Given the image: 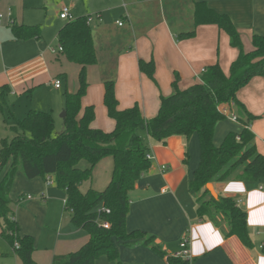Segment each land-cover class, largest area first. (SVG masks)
<instances>
[{"label":"crops","instance_id":"0c3cea01","mask_svg":"<svg viewBox=\"0 0 264 264\" xmlns=\"http://www.w3.org/2000/svg\"><path fill=\"white\" fill-rule=\"evenodd\" d=\"M196 1H206L218 12L229 14L242 34L246 50L252 49L253 34L264 35V0H122L120 6L112 5L113 0H110L104 10L111 14L106 17L111 21L105 22L99 14L98 25L93 30L98 62L88 66L89 86L82 99L83 109L89 105L95 107L92 127L112 131L116 125L104 104L107 80H115L120 109L138 103L144 116L151 118L158 113L161 96L173 93L176 75L179 76V87L185 89L201 82L202 70L217 62L229 73L239 51L231 46L229 35L217 25H200L194 37L178 38V34L195 28ZM10 6L0 13L3 15L0 20V86L9 85L13 94L29 93L34 86L50 79L51 85L61 90L63 84L56 87L58 79H54L64 75L68 81L70 71L75 74L78 70L79 74L80 66L69 61L63 52H53V46H47L40 38H16L10 23H25L26 14L18 12L19 5L17 13ZM71 13L77 18L72 10ZM85 15L89 14L80 16ZM120 20L122 25L118 23ZM5 44L7 53H4ZM141 59L154 60L156 81L140 70ZM238 97L250 112L261 116L249 125V129L255 134L258 151L264 154V78L255 77L239 91ZM30 109L54 114L53 109L44 107ZM228 121L221 128L219 123L216 126V145L229 132H239L244 126L231 118ZM240 124L241 129L236 127ZM151 154L152 165L131 194L126 227L129 232L142 230L154 234L167 255L162 256L140 242L127 245L117 241L122 264H171L168 256L181 250V242L187 236L193 254L190 264H264V180L231 178L225 182H212L217 195L234 197L248 212L254 244L248 248L239 237L226 238L212 222L201 221L198 217L199 201L189 192V182L201 156L197 134L188 140L174 135L166 143H152ZM163 166L167 169L163 170ZM15 183L21 187L19 197L10 196L15 200L20 235L34 237V258L38 264H52L55 255L75 251L89 240L88 232L70 221L65 211L66 193L54 182L48 184L43 177L28 179L18 171ZM223 227L227 228L226 225ZM10 247L5 253L10 258L5 260L6 264H22L14 248ZM96 264L116 262L103 256Z\"/></svg>","mask_w":264,"mask_h":264},{"label":"trees","instance_id":"16d2710c","mask_svg":"<svg viewBox=\"0 0 264 264\" xmlns=\"http://www.w3.org/2000/svg\"><path fill=\"white\" fill-rule=\"evenodd\" d=\"M89 19L90 15H85L69 20L58 33L59 46L63 47L61 52L69 61L80 66L78 90L64 94V129L56 132L52 111L30 109L11 127L13 136L1 140L0 174L9 163L11 165L0 179V235L14 248L22 264H38L34 258V237L20 235L14 201L10 196L16 175L21 170L28 179L43 177L47 180L52 177L66 193L65 211L70 221L89 234V240L84 245L67 254L55 255L52 264H96L103 256L122 264L117 241L127 245L140 242L166 256L154 234L127 230L131 194L138 180L152 165V160L148 158L152 143H166L174 135L188 140L197 134L201 156L189 182V192L199 201L198 217L201 221L212 222L226 238L235 235L246 247L252 248L248 212L232 196L219 194L214 197L207 184L231 178L240 181L264 180V154L258 151L255 134L249 129V125L261 116L250 112L238 97L239 91L255 77L264 78V35L253 34L252 49L246 50L242 34L229 14L218 12L206 1H196L195 28L178 34V38L194 37L200 25H217L229 35L231 46L239 51L229 73L217 62L206 68L201 82L185 89L179 87V76L176 75L172 84L173 93L161 96L158 113L151 118L144 116L138 103L120 109L115 80H107L104 83V104L116 125L112 131H104L92 127L95 107L89 105L83 109L82 105L89 86L88 66L98 62L93 26ZM10 26L18 39H39L42 36L39 24L12 21ZM139 67L156 81L154 60L141 59ZM0 92L5 99L11 92L10 86L3 85ZM223 107L235 110L238 121L244 126L239 132H229L216 145V126L229 118ZM107 157L113 159V171L105 189L82 191L81 185L93 178L95 167ZM82 160L88 161L90 167L81 168L79 164ZM102 206L109 208L110 213L98 214V208ZM104 220L110 222L108 228L103 226ZM168 260L171 264H190L175 255H169Z\"/></svg>","mask_w":264,"mask_h":264},{"label":"rangeland","instance_id":"374dc122","mask_svg":"<svg viewBox=\"0 0 264 264\" xmlns=\"http://www.w3.org/2000/svg\"><path fill=\"white\" fill-rule=\"evenodd\" d=\"M10 2H12V6H10ZM121 4L122 0H113L112 2V5L120 6ZM17 5H19L18 12L22 13V11H24L26 14V22H31H25L26 24H39L42 26V36L40 41L43 43L46 42L47 46L50 45L51 48L53 46L55 49L59 47V41L57 39L59 28L67 22V20H62L60 17V12L64 6L69 7L77 17L83 14H89L93 19L91 21L93 30L98 25L97 16L99 14L103 15L105 22L111 21L106 18L110 17L111 14L106 13V10H104L105 7L110 5V0H0V13L8 8V6L12 7L14 9L13 11L17 13ZM104 12L106 14H104ZM4 51V53L9 51L6 44L4 45ZM56 79H59L63 84L61 90H56L55 87L51 85L50 79H48L46 82L34 86L29 93L13 94L10 92L6 95L5 99L0 95L1 140L13 136L11 127L16 124L17 119L24 118L30 107L34 106L53 109L56 120V132L60 133L64 129V118L62 117V113L65 110L64 94L67 90L72 92L78 90L80 85L78 70L75 74L70 71L68 81L64 75L58 76L54 80ZM1 88L2 85L0 86V91ZM228 119L229 118L219 122V128H221L222 125L227 124V122H229ZM236 127L241 129L242 124ZM79 166L86 169L90 167V164L88 161L82 160ZM112 171L113 159L112 157H107L95 167L93 178L81 185L82 191L86 192L90 188L97 190L105 189L111 179ZM5 172L6 168L0 174V179ZM20 172L24 175L23 171L20 170ZM20 191L21 187L19 183H15L11 192L12 197H19ZM13 205L15 206V203ZM7 249L9 250L11 247L0 235V264H6L5 260H10L5 254L8 251Z\"/></svg>","mask_w":264,"mask_h":264},{"label":"built area","instance_id":"2783aa9c","mask_svg":"<svg viewBox=\"0 0 264 264\" xmlns=\"http://www.w3.org/2000/svg\"><path fill=\"white\" fill-rule=\"evenodd\" d=\"M2 17H3V15H0V20H1ZM60 17H61V19L67 20V21L75 19V17L71 13L70 8L66 7V6H64L62 8V10L60 12ZM98 17H100V15H98ZM89 20L91 22L93 19L90 17ZM118 23L120 25L123 24V22L121 20L118 21ZM52 51L53 52H57V51L61 52V51H63V47L59 46L57 49L52 48ZM205 71H206V69H203L202 73L205 72ZM55 86L58 87V88L61 87V81L59 79L55 81ZM222 110L229 118H231L234 121H238L236 114L233 111H231L228 107H223ZM238 139H240L239 136H238ZM0 143H1V139H0ZM148 158L151 159V160L153 159V156H152L151 153L148 154ZM165 169H166V166H163V170H165ZM47 182H48V184H52L54 181H53L52 177H48ZM27 197L29 199L32 198L31 195H28ZM65 203H66V201H65ZM238 203H240V201ZM103 213L109 214L110 213V209L107 208V207H104V206L99 207L98 208V214L101 215ZM102 224L106 228H108L110 226V222L109 221H105L104 220V221H102ZM189 243H190V240H189V237L187 236V237H185L182 240V242H181V250L179 252H177L175 254V256L179 257V258H182L184 260L192 261L193 260V254H192L191 249L189 247ZM18 246H19L18 243H16V247H18Z\"/></svg>","mask_w":264,"mask_h":264},{"label":"water","instance_id":"95a60500","mask_svg":"<svg viewBox=\"0 0 264 264\" xmlns=\"http://www.w3.org/2000/svg\"><path fill=\"white\" fill-rule=\"evenodd\" d=\"M66 116V110H64V112L62 113V117L64 118ZM212 183H208L207 184V189L211 192V194L214 196V197H217L218 195L216 194V192L214 191L213 188H210V185Z\"/></svg>","mask_w":264,"mask_h":264},{"label":"bare ground","instance_id":"6f19581e","mask_svg":"<svg viewBox=\"0 0 264 264\" xmlns=\"http://www.w3.org/2000/svg\"><path fill=\"white\" fill-rule=\"evenodd\" d=\"M210 188H213V185L212 184L210 185Z\"/></svg>","mask_w":264,"mask_h":264}]
</instances>
